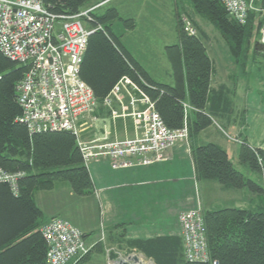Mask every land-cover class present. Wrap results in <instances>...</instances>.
<instances>
[{"label":"trees","instance_id":"16d2710c","mask_svg":"<svg viewBox=\"0 0 264 264\" xmlns=\"http://www.w3.org/2000/svg\"><path fill=\"white\" fill-rule=\"evenodd\" d=\"M88 1L44 0L53 12L69 14L81 10ZM191 1L198 15L218 30L231 57L244 68V44L251 38L255 13L250 12L247 24L240 25L216 0ZM258 6L264 7V0H258ZM114 20L123 21L127 27L134 25L131 19L122 20L114 8L94 14L91 24L101 28L90 35L80 69L81 79L98 101L121 77L127 76L154 102L168 128L178 129L186 119L190 139L209 127L221 100L218 91L210 88L212 64L202 42L206 36L201 32L188 35L177 23L178 42L165 47L173 75V84L168 85L154 81L130 54L113 32ZM26 68L0 53V169L22 174L17 180V193L0 181V264H45L47 246L39 229L43 213L35 202V192L50 190L58 181H67L79 196L90 195L94 190L71 132L30 135L27 127L18 122L21 108L15 87ZM188 110L193 111L192 116ZM191 155L197 179L245 189L258 196L254 209L204 212L211 259L218 264H264V186L259 183L260 178L264 180V148H253L241 141L238 153L239 162L258 176V182L236 169L227 152L216 143L191 146ZM131 245L154 264H211L186 261L181 241L176 238L156 237L132 241ZM89 257L90 254L85 255L78 264Z\"/></svg>","mask_w":264,"mask_h":264},{"label":"built area","instance_id":"2783aa9c","mask_svg":"<svg viewBox=\"0 0 264 264\" xmlns=\"http://www.w3.org/2000/svg\"><path fill=\"white\" fill-rule=\"evenodd\" d=\"M216 1L240 25L247 24L250 12L255 15L260 12L256 42L264 46L263 7L256 6L254 0ZM96 8L91 6L69 14L53 12L44 0H0V53L27 67L15 87L21 108L17 120L27 127L30 135L71 132L87 168L92 162L103 159L109 161L112 169L162 161L177 143L188 142L186 119L182 127L168 128L154 102L127 76L121 77L101 101L80 77L88 39L101 28L91 24ZM182 21L188 35H198L188 18ZM122 94L127 98V105ZM99 105L109 113L103 121L102 132L94 126L93 112ZM119 117L131 118L135 125L134 137L110 138V121ZM91 127L94 131L86 137L85 131ZM21 175L0 169V181L8 183L14 193H17V180ZM178 222L184 259L218 264L211 259L203 210L198 206L181 211ZM40 233L47 246L45 264H68L83 258L92 249L82 231L62 217L43 224ZM101 233L103 236V231Z\"/></svg>","mask_w":264,"mask_h":264},{"label":"crops","instance_id":"0c3cea01","mask_svg":"<svg viewBox=\"0 0 264 264\" xmlns=\"http://www.w3.org/2000/svg\"><path fill=\"white\" fill-rule=\"evenodd\" d=\"M142 3L145 2L143 0H89L82 9L97 6L94 14L101 15L107 9L114 8L120 17L119 7L123 10L122 14H125L121 16L123 20L134 21L129 17V10L134 7L142 12L146 8V5L142 6ZM196 16L199 18L198 14ZM117 21L122 22L114 20L111 22V27L130 54L154 81L172 85V69L167 56L164 64L158 61L159 64H155L157 66L154 65V68L150 69L148 61L142 57L144 49L137 51L129 45V35L135 29V22L133 27H127L121 23L123 26H119L116 32L114 25ZM200 21L195 19V26L198 33L201 32L206 36L202 42L212 64L210 88L218 91L219 100H221L218 113L215 117L211 116L212 124L190 138L187 143H177L166 152L165 159L162 161L121 169H112L109 161L104 159L92 162L88 166L94 185L90 195H76L69 183L64 181L56 182L50 190L35 192V202L43 213L39 229L55 217L69 220L82 231L87 244L92 246L90 254L103 255V261L107 264V260L113 257V254H120L121 250H135L143 254L131 245L132 241H145L156 237L176 238L181 241V227L178 222V214L181 211L198 206L203 212L222 208L254 209L257 207L258 196L245 189L226 188L216 181L199 180L196 177L191 146L210 142L218 144L227 152L234 167L256 182H258V176L239 162L240 144L235 140L245 141L253 148H264V111H258V93L252 91L246 94L244 90L241 97L231 82L235 79L234 72L229 69L218 72L215 69V62L210 57L206 43L210 45L209 48L215 55H221V46L225 47L227 44L221 35L220 38L217 36L219 39L215 37L216 34L210 37L208 25ZM167 45L172 44H165L164 49ZM219 63L221 64L219 66L225 68L237 64L235 60H220ZM246 68V66L243 68V73L251 74V70ZM122 98L127 105L125 95L122 94ZM238 98L240 101L242 98L240 107L237 106ZM102 108L99 105L96 113L105 117L107 111ZM192 112L188 110L187 114L192 116ZM103 124V121L100 122V132H102ZM93 131V127L88 128L84 135L90 137ZM109 132L110 138L117 139L131 138L136 133L131 118L123 117L110 123ZM219 132L222 136L218 134Z\"/></svg>","mask_w":264,"mask_h":264},{"label":"rangeland","instance_id":"374dc122","mask_svg":"<svg viewBox=\"0 0 264 264\" xmlns=\"http://www.w3.org/2000/svg\"><path fill=\"white\" fill-rule=\"evenodd\" d=\"M145 3H142V6L146 5V8L143 9L142 12H139L134 7H132L129 12L132 20V23L135 22V29L132 31V33L129 35V45L133 48H136L137 51L140 49H144V52L142 53V57L145 58L148 61V66L151 68H154L155 64H159L158 61H161V63L165 62L166 60V54L164 46L165 44H173L177 42V23L182 27L183 25V19L188 18L194 27L196 28L195 19L197 21H200L202 23H205L208 25V33L215 37L220 38L219 32L211 25V23L207 22V19L202 16L198 15L199 18L196 16L198 13L194 10V5L191 0H143ZM256 6L258 5V0H254ZM145 4V5H144ZM264 8V7H263ZM120 15L124 16L123 10L119 8ZM118 13V12H117ZM197 13V14H196ZM254 13V12H253ZM261 15L260 12H258V15H255V18L252 22V34L251 38L248 39V43L246 42L244 44V47L246 48L247 52L245 54L244 59H246V69L251 70V74L249 72L243 73V66L241 65H229L225 67H221L219 63L220 60H226V61H232L234 58L231 57L227 46L223 47L220 54H214L211 52L209 46L206 42V47L208 48L209 54L211 59L215 62V69L219 72L226 70H231L234 72L235 79L231 80V82L235 85L238 95L240 94L241 97H243V91L245 90L246 94L251 93L252 91H256L258 93V111L263 110L264 111V52L263 51H255L254 45L256 40L257 33L259 31L260 22H261ZM119 15V14H118ZM120 16V17H121ZM122 19V17H121ZM123 20V19H122ZM121 21V20H120ZM205 21V22H204ZM120 22H116L114 25V31H118L119 26H123L120 23V25H116ZM131 23H128V26ZM197 30V28H196ZM198 31V30H197ZM214 37V38H215ZM217 37V38H218ZM218 38V39H219ZM213 37L211 38V40ZM216 39V38H215ZM218 41V40H215ZM215 43V42H214ZM213 43V44H214ZM212 44V46H213ZM223 44V43H221ZM208 45V46H207ZM168 64V62H166ZM157 66V65H155ZM166 66V65H165ZM246 96V95H245ZM237 106L240 107L242 103L238 98L237 100ZM102 106V105H101ZM103 107V106H102ZM101 108V107H100ZM104 108V107H103ZM102 108V109H103ZM99 110V109H98ZM107 111V110H106ZM97 110L93 112V115L96 117V123H95V130L101 128L100 122L106 121L109 113L107 111V116H100L97 113ZM105 115V114H104ZM110 123H113L110 121ZM92 128V127H91ZM214 128V127H213ZM213 130V129H212ZM220 136H222V133H218ZM132 138V137H131ZM237 141V139L235 140ZM240 141V140H239ZM238 143V142H236ZM240 144V143H239ZM259 179V178H258ZM259 183L264 186V180L259 179ZM67 182V181H64ZM39 201V198H38ZM92 251L89 252V254ZM120 254H113V257H111L108 261H110L111 264H117L120 262H127L128 264H134L131 257L137 256L138 258H141L145 264H154L152 259H148L140 252H137L135 250H121L119 252ZM91 258L82 264H106L105 261H103V255L98 254H90ZM81 259V258H80ZM79 259H75V261H71L68 264H78Z\"/></svg>","mask_w":264,"mask_h":264},{"label":"water","instance_id":"95a60500","mask_svg":"<svg viewBox=\"0 0 264 264\" xmlns=\"http://www.w3.org/2000/svg\"><path fill=\"white\" fill-rule=\"evenodd\" d=\"M254 49H255V51H258V50H260V51H263L264 52V46L263 45H261L260 43H255V45H254ZM132 260H133V262H134V264H138L139 262V259H138V257L137 256H133L132 257ZM118 264H127V262H120V263H118Z\"/></svg>","mask_w":264,"mask_h":264},{"label":"bare ground","instance_id":"6f19581e","mask_svg":"<svg viewBox=\"0 0 264 264\" xmlns=\"http://www.w3.org/2000/svg\"><path fill=\"white\" fill-rule=\"evenodd\" d=\"M181 249H182V254H183V244H182V239H181ZM132 258V257H131ZM139 259V263L138 264H145L144 261L141 259V258H138Z\"/></svg>","mask_w":264,"mask_h":264}]
</instances>
